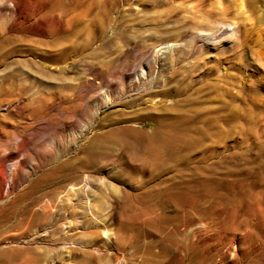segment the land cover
Returning a JSON list of instances; mask_svg holds the SVG:
<instances>
[{"label":"rangeland","instance_id":"rangeland-1","mask_svg":"<svg viewBox=\"0 0 264 264\" xmlns=\"http://www.w3.org/2000/svg\"><path fill=\"white\" fill-rule=\"evenodd\" d=\"M112 1L103 39L85 41L93 25L83 27L72 54L51 63L40 57L50 52L39 42L45 35L30 27L36 17L24 22L18 12L21 0H0V43L12 37L0 48V253L15 252L0 256V264H212L219 243L208 248V241H197L192 232L204 228L197 212L202 203L215 219L214 228L226 237L235 233L250 246L247 252L264 257V119L257 120L259 109L250 99L264 97V51L244 43L239 23L254 22L264 0H246L245 16L234 13V0ZM216 26L224 30L210 31ZM226 35L229 45L223 48L218 41ZM141 70L146 78L138 76ZM177 93L194 98L183 109L211 110L197 111L191 127L200 126L222 100L225 108L217 113L231 108L236 125L245 114L256 122L243 131L233 126L232 135L219 144L203 140L190 148L191 154L180 143L176 156L182 162L171 181L175 169L157 172L140 163L115 133L87 156V169L75 168V179L57 185L44 179L52 154L62 152L68 140L57 126L58 115L48 121L32 116L42 114L40 105L51 110L60 94L71 101L63 115L74 120L72 125H88L68 143L72 158L101 133L123 127L131 139L137 131L150 130L151 117L163 115L164 109L177 115ZM33 99L38 102L27 106ZM186 160L216 166L209 187L218 198L198 202L204 187L187 178L189 171H180ZM31 187L42 202L34 207L39 218L27 222L17 213L18 198Z\"/></svg>","mask_w":264,"mask_h":264},{"label":"bare ground","instance_id":"bare-ground-1","mask_svg":"<svg viewBox=\"0 0 264 264\" xmlns=\"http://www.w3.org/2000/svg\"><path fill=\"white\" fill-rule=\"evenodd\" d=\"M110 1L112 0H21V5H18V9H19L18 12H19V18L23 19L24 22H28L34 19V17H36L35 24L32 26L30 25V27L38 30L39 34H41L42 36L45 35L43 39H41L39 42L44 47H46V49H49L50 51L47 54L45 53L42 54V56L40 57L42 58L43 61H51L52 63V62H57L61 60L64 61L72 54L70 49L74 44V37L79 33V31L83 27L85 28V30H87V27L89 25L91 24L93 25V29L90 31L89 30L87 31L85 41H87L89 37L99 38L100 40L103 39L105 35V31H106L105 22H106L107 15H108L107 6H108V2ZM234 1H235V4H234L235 12L234 13L245 16L248 11L247 1L246 0H234ZM257 2L259 1L257 0ZM110 5H113V3H111ZM256 12H257V15H256L254 22H251L250 20L247 22L242 19L239 21V23L242 26V34L244 38L243 40L245 41L244 43L250 44L251 46L256 47L258 50L261 49L264 51V15H263L264 10L259 8L257 9ZM19 23L21 24L23 22L19 21ZM3 26L0 25V30L2 28L4 29ZM220 26H222V24ZM222 30H224V28L223 29L217 28V26L212 27V29H210V31H217L218 33L221 32ZM17 37L18 36L14 38H17ZM229 37L230 35L228 36L226 35V37H223V38L220 37L218 41L219 42L218 45L223 48L227 47L229 45V40H228ZM238 37L239 36H237V38ZM11 39L12 37H10V35L3 38V42L0 43V48L4 47V44L11 41ZM239 39L240 38H238V40ZM236 43L238 44L237 41ZM241 44L244 45L243 42ZM8 49L9 48L7 47V50ZM4 52L5 53L8 52L9 54L11 50L4 51ZM258 57H260V55H258ZM242 59H239V60H242ZM258 61H260V59H258ZM243 62H241V64ZM147 74H148L147 71L141 70L138 76H140L141 78L143 77L146 78ZM225 94H227V92ZM177 95L178 93L176 94V96ZM202 95L204 94L202 93ZM183 96L184 95L181 96L179 94L175 99L176 104L178 103L177 104L178 107L180 106L179 108L174 110L177 115L169 116L168 109H164L166 113L163 112L164 113L163 115H157V116L151 117V120L153 121V127L150 130L137 131L132 136L131 139H128L127 137L128 133L126 130L122 129L123 127L114 128V130L111 129L110 132L101 133L100 135H97L89 142H86V144H83L82 146H80L79 151H77V153H74L72 155V158L67 157L68 152H66L67 151L66 149H67L68 143L71 144V142H73L77 138V136H81L86 130V128H88V125L84 123H82L79 127H76L77 125L76 126L72 125L74 124V120H72L73 122L72 123L71 120L69 119L70 117L66 118L68 116L63 115V113L65 112L66 114L67 110L70 108L71 101H67L63 98H60V94H59V97L57 98L58 101L57 102H55L56 100L53 101L56 104L53 106V108L51 107L52 108L51 110L46 111L45 110L46 106L40 105L38 110H41L42 114H40V116L39 115L37 116L36 112H33L32 116L36 115V117H38L37 119H41L42 117V119L44 118L45 120L48 121V119L52 118V115H56V116L58 115L60 120L58 119L59 125L57 124V126L59 127L61 132H64L66 134V137L68 140V143L65 144L66 146H64V148L61 149L62 152L57 151L52 154L53 164L50 165V167L48 168V171L44 174L43 176L44 179H47V181L51 180L52 182L50 183H53V184L56 183V185L62 184L64 181H67L66 180L67 178L75 179L76 178L75 172L77 171L75 170V168L78 169V167H80V169H87L89 165V161H88L89 159L87 158V156H89V154H91L93 150H96V149L101 150L103 141L112 139L114 136L113 135L114 133L116 136H118V142L121 145L125 146V148L129 149V152L132 155V157L133 156L134 158L136 157L137 158L136 160L139 159L141 161L140 163H143L144 165L149 166L152 170L157 171V172L158 171L161 172L162 170L166 171L168 169L173 170V171L175 169V171H177L178 170L177 166L182 162V157L178 158V156H176L178 152V145L180 143L187 144V149L185 150L187 153H189L190 148L196 149L197 147H200L202 143L204 144V142L202 141L206 139L211 140L215 144L221 143L223 140V137H228L232 135L233 126H237L239 127L241 131H243L245 129L248 130L247 127L251 129L252 127L250 126L254 125L256 122V119L254 118L251 119L250 117H248V115L245 114L243 117H241L242 123L240 122L239 124L236 125L235 123H237L239 120L237 119V116H235V110L233 109L231 110V108L229 111L230 113L229 112L224 113V114L217 113L218 111H222L225 108L226 104H224V100H222L223 103L219 105V107L216 109L215 112H212L211 114L207 115L205 119L201 120V125L198 124L200 126H195V124H193V127H191L190 122L191 121H193V123L196 122L194 121L193 116L197 113V111L198 113L199 111L202 113V112H210L211 110L208 107H204L199 110H198V107H196L191 110L190 109L191 105H188L189 109L188 108L183 109L184 105L188 104L189 101L194 102V98L192 99L190 97H183ZM229 97L231 98V100H233L235 95H232L230 93ZM250 99H251V102L255 105V107L259 109V111L256 112L257 120L264 119V112L260 110L264 107V97L260 95L259 96L256 95L254 97L252 96ZM32 102H38V100L33 99V101H29L27 103V106L30 105ZM52 112H55V113H52ZM221 118H224V119H221ZM217 119H220V124L217 122L218 121ZM221 120H222V123H221ZM258 126L259 125H256V127ZM211 127L214 129L215 127H217L218 130L211 132L209 131ZM254 131L255 130H253V132ZM263 136H264V133L262 134V137ZM48 145L51 146L52 141H50ZM192 151L193 150H191V152ZM198 159L196 161H198ZM197 163H198L197 165L195 164L190 165L189 162L186 160L183 167H180V171H189V174L191 173L192 175H188L190 177H187V178H190V179L193 178L195 181L197 179L198 181L196 182H198L200 186L204 187V190H202V192L199 194L197 198L198 202L201 201L200 203H202L203 199L206 197L213 198V199L218 198L219 194L216 192V190L209 187L210 183L212 182L211 179L213 178L216 180L214 176V174H216L218 171L216 166H214L213 164L208 165V164H202V163L199 164V162ZM15 164L13 165L15 166ZM175 171L173 172V174L169 175L168 179L170 181L173 176L175 177L177 174H179V171H177L176 173ZM170 181H167V182H170ZM50 193L51 195L53 194L51 196V201L56 200V196L54 192L52 193L51 191ZM20 200H21L20 203L22 205L19 204L20 207L17 210V213L20 214V216H22V219H24L27 222H32V221L37 220L40 215L34 212V207L37 206L40 202H42V199L40 197L37 198V196L34 195L33 188L31 187L30 190L20 195V198H18V201ZM202 204H199V209L197 210V212H200V214H198L199 216L198 218H200L199 219L201 222L200 225H203L204 228L202 230L201 229L195 230L194 228L192 232H193V237L197 241L199 242L208 241V244H207L208 248H211L212 247L211 245H217L219 243L218 244L219 246L214 248L215 250L214 254L217 255V257L215 260L212 261V264H264V257L252 255L253 252H247V249L250 246H244V245H247V244H244L245 239L238 237V235H236L235 233H231L230 236L226 237V235H223V234H226L225 232L222 234L221 231L217 230L218 228L216 227L214 228L211 224L215 222V219L213 217L211 218L212 214H209L208 210L205 209V207H203ZM49 205L51 204H46L47 207H50ZM193 218H194V215L191 217L192 220L189 219L188 221L190 220L191 222L195 221L193 220ZM208 227H212V228L208 230ZM14 254H15L14 251H4L0 253V256H2L3 258H9L10 256H13ZM209 256L210 254L208 255V257Z\"/></svg>","mask_w":264,"mask_h":264},{"label":"built area","instance_id":"built-area-1","mask_svg":"<svg viewBox=\"0 0 264 264\" xmlns=\"http://www.w3.org/2000/svg\"><path fill=\"white\" fill-rule=\"evenodd\" d=\"M118 264H125L124 262H119Z\"/></svg>","mask_w":264,"mask_h":264}]
</instances>
